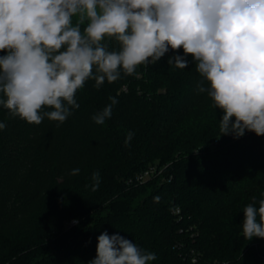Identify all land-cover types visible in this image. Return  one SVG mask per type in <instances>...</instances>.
Listing matches in <instances>:
<instances>
[{
	"label": "trees",
	"instance_id": "trees-1",
	"mask_svg": "<svg viewBox=\"0 0 264 264\" xmlns=\"http://www.w3.org/2000/svg\"><path fill=\"white\" fill-rule=\"evenodd\" d=\"M175 55L183 50L99 89L87 81L59 126L47 117L29 124L0 105V264H89L103 232L155 253L152 264H193L192 251L196 264H264V239L242 232L243 208L264 198V136H219L223 112L198 91L191 56L178 69L168 64ZM109 97L118 101L111 118L96 124Z\"/></svg>",
	"mask_w": 264,
	"mask_h": 264
},
{
	"label": "clouds",
	"instance_id": "clouds-1",
	"mask_svg": "<svg viewBox=\"0 0 264 264\" xmlns=\"http://www.w3.org/2000/svg\"><path fill=\"white\" fill-rule=\"evenodd\" d=\"M106 38L118 49L110 50ZM180 49L184 55L168 64L186 69L191 56L203 78L198 91L223 112L219 136H264V0H0V52L6 53L0 55V105L29 124L47 117L59 126L79 108L75 95L87 81L99 89ZM109 100L92 117L96 124L111 118L118 101ZM133 136L127 133L126 145ZM91 179L95 192L100 173ZM243 212L244 238L264 239V198L252 197ZM97 239L89 264L156 259L119 234Z\"/></svg>",
	"mask_w": 264,
	"mask_h": 264
},
{
	"label": "built area",
	"instance_id": "built-area-1",
	"mask_svg": "<svg viewBox=\"0 0 264 264\" xmlns=\"http://www.w3.org/2000/svg\"><path fill=\"white\" fill-rule=\"evenodd\" d=\"M157 171L156 167H151L150 169H148L147 171H145L144 173L140 174L139 176L136 177V181L137 182H144L145 180H147L149 177H151L152 174H154ZM179 212V211H177ZM257 247H260L259 245H256ZM263 248L261 253H260V258L264 261V242L261 244V247ZM199 256L200 254L192 251L191 252V261L193 264L198 263L199 261ZM212 264H236L234 262L231 261H222V260H215Z\"/></svg>",
	"mask_w": 264,
	"mask_h": 264
},
{
	"label": "rangeland",
	"instance_id": "rangeland-1",
	"mask_svg": "<svg viewBox=\"0 0 264 264\" xmlns=\"http://www.w3.org/2000/svg\"><path fill=\"white\" fill-rule=\"evenodd\" d=\"M71 157H69V158L71 159ZM81 158H82V161H85L86 160V158L84 156H82ZM70 159L68 161H69V163H72V161H70ZM76 161H79V158H77ZM76 164H78V163L76 162Z\"/></svg>",
	"mask_w": 264,
	"mask_h": 264
}]
</instances>
